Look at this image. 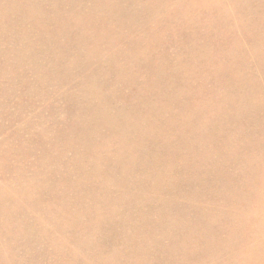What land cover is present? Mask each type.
<instances>
[{
    "label": "rangeland",
    "instance_id": "1",
    "mask_svg": "<svg viewBox=\"0 0 264 264\" xmlns=\"http://www.w3.org/2000/svg\"><path fill=\"white\" fill-rule=\"evenodd\" d=\"M0 264H264V0H0Z\"/></svg>",
    "mask_w": 264,
    "mask_h": 264
}]
</instances>
